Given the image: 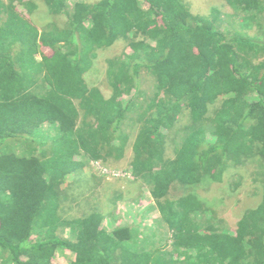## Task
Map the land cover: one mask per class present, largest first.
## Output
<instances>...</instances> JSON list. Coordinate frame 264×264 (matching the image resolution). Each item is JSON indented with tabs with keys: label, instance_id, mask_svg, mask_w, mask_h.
<instances>
[{
	"label": "trees",
	"instance_id": "16d2710c",
	"mask_svg": "<svg viewBox=\"0 0 264 264\" xmlns=\"http://www.w3.org/2000/svg\"><path fill=\"white\" fill-rule=\"evenodd\" d=\"M225 2L0 0V264H264V0ZM40 5L63 24L39 30ZM91 160L128 162L126 197L147 186L170 249L102 226L123 195ZM251 168L260 202L226 226L194 188ZM91 176L105 213L79 193Z\"/></svg>",
	"mask_w": 264,
	"mask_h": 264
},
{
	"label": "rangeland",
	"instance_id": "374dc122",
	"mask_svg": "<svg viewBox=\"0 0 264 264\" xmlns=\"http://www.w3.org/2000/svg\"><path fill=\"white\" fill-rule=\"evenodd\" d=\"M78 1V0H74ZM80 1V0H79ZM89 2H94L96 0H86ZM185 2V4L188 6L189 10L195 14H199L202 16H207L208 13L210 12L211 8L218 7L222 13L224 12L225 14H228L230 12V8L226 4L225 0H182ZM142 6L145 7L143 4ZM223 17L225 18V21H229L228 17H225L223 14ZM228 24V23H227ZM124 42V43H123ZM123 44H125V41L118 42L113 46L107 47L105 49L99 50V58L100 62L101 60H104V58L110 54V51L113 53H120ZM127 50H130L127 48ZM102 64V62H101ZM108 88V87H107ZM107 91V90H106ZM250 100L257 99L256 94H252L249 98ZM172 147L169 146L168 151L172 152ZM128 153L131 155V150L130 147L127 148ZM130 155L126 158H130ZM124 162V160H123ZM109 168L112 169H118V170H124V168L128 165V162L122 163L121 165H114V164H105ZM125 166V167H124ZM91 174H96L99 178L102 180H106L107 184L106 185H112L109 186L111 191H116L119 185L126 183L125 186V192L122 194L123 196L128 195V190L131 188V186H127L132 182L133 180L131 179H124V178H112V179H107L106 177H103L98 174V172L91 168ZM253 172V169H248V173H242L245 174L244 180L242 182L235 186V181L236 177H230L229 176H224L221 181H210L208 184H200L199 186L195 187L194 191L198 193V195L204 200L206 205H208L211 209H214L216 211V216L218 219H220L222 222L224 220V224L229 227H233L237 220L241 217L242 213L250 207H255L259 202H260V196L257 194L255 195V188L256 186H259V181L256 183H253L254 181L252 180V176H248L250 173ZM80 178V177H79ZM124 180V181H122ZM80 182L82 183L81 185V190L79 193L85 192L87 189L89 191L92 189V192L97 195L98 198L101 197V204L106 203L104 201V194L103 190H101V187H94L90 188L89 182H94L93 177L91 176L88 180L86 177H81ZM84 183V184H83ZM121 183V184H120ZM204 183H207V181H204ZM117 184V185H116ZM89 185V186H88ZM177 188H179L177 186ZM177 191L173 190V188L170 191V196L172 197L173 195H178V193H181L182 190L181 188L176 189ZM141 193V198L145 200V206H153L155 208V204L153 205V201L148 194V190L145 188L140 189ZM123 201V200H122ZM99 204V202H98ZM158 209V208H157ZM86 210V209H85ZM155 213L158 214L157 210L154 211ZM155 213H152L150 216L153 217ZM210 214V212H205V214ZM160 214V212H159ZM154 218H151V220ZM169 250V249H168Z\"/></svg>",
	"mask_w": 264,
	"mask_h": 264
},
{
	"label": "crops",
	"instance_id": "0c3cea01",
	"mask_svg": "<svg viewBox=\"0 0 264 264\" xmlns=\"http://www.w3.org/2000/svg\"><path fill=\"white\" fill-rule=\"evenodd\" d=\"M79 1V0H78ZM70 4H73L74 0H69ZM29 17L33 24L39 29H43L44 27H47L49 23H51V20H54L59 26L63 24L65 18L63 16H50L47 12V9L44 8L42 5H40L38 8H35L31 10L29 13ZM38 60H41V57L38 55ZM91 71V70H90ZM89 82H93V79H88ZM96 84V83H94ZM45 135L48 134V127L44 128ZM129 156V154L126 151V158ZM123 161V160H122ZM119 161L117 165H121L123 162ZM98 177V176H97ZM99 178V177H98ZM94 179V177H93ZM100 182L107 183L106 180H102L101 178ZM124 181V180H122ZM125 182V181H124ZM95 183V180H94ZM121 184V183H120ZM125 184H121L118 186L117 192H120L121 194H124V191L122 190L125 188ZM142 188H145L148 190L147 186L141 185ZM94 188V186H93ZM140 188V189H142ZM92 192V189H91ZM140 191L136 192V195L133 199H130L126 196L118 197V200L116 203L114 202L113 205H116L114 207V213L111 214H104L103 220H102V226L106 228L108 231L111 230V228L116 227L120 224V226H128L130 228H133V230L137 233H139V243L142 246V248L146 247L147 250L154 251L155 248L160 247L161 249L165 250V248L171 247V240L173 236V232L170 228L167 227V224H164V221L160 218V214L158 212V209L156 207L154 200L152 199V203L155 206H145V200L141 198ZM107 196L104 195V201L106 202ZM123 200V201H122ZM101 197L98 198L97 195L93 193V196L91 199H89V206H100L102 209V204L100 203ZM99 202V204H98ZM158 212L155 213L154 211ZM105 213V211H102ZM152 213L154 216L151 217L150 215ZM151 218H154L151 220ZM166 223V222H165ZM62 255H66L64 251H62ZM181 252V251H179ZM196 251H192L193 255H195ZM182 256V255H181ZM181 256L178 253H175L172 256L173 260L179 261Z\"/></svg>",
	"mask_w": 264,
	"mask_h": 264
},
{
	"label": "built area",
	"instance_id": "2783aa9c",
	"mask_svg": "<svg viewBox=\"0 0 264 264\" xmlns=\"http://www.w3.org/2000/svg\"><path fill=\"white\" fill-rule=\"evenodd\" d=\"M90 167L95 169L99 175L106 177L107 179H112V178H124L131 180L133 179V176L129 171L109 168L107 165L97 160H91Z\"/></svg>",
	"mask_w": 264,
	"mask_h": 264
}]
</instances>
